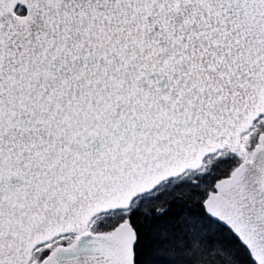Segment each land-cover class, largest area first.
Listing matches in <instances>:
<instances>
[{"label":"snow or ice","instance_id":"6c2138e0","mask_svg":"<svg viewBox=\"0 0 264 264\" xmlns=\"http://www.w3.org/2000/svg\"><path fill=\"white\" fill-rule=\"evenodd\" d=\"M0 264H264V0H0Z\"/></svg>","mask_w":264,"mask_h":264}]
</instances>
